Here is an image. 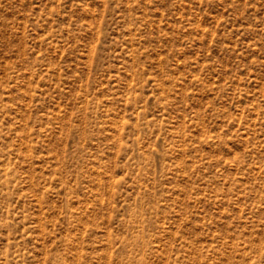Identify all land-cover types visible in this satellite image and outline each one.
<instances>
[{
  "label": "rangeland",
  "instance_id": "rangeland-1",
  "mask_svg": "<svg viewBox=\"0 0 264 264\" xmlns=\"http://www.w3.org/2000/svg\"><path fill=\"white\" fill-rule=\"evenodd\" d=\"M0 264H264V0H0Z\"/></svg>",
  "mask_w": 264,
  "mask_h": 264
}]
</instances>
